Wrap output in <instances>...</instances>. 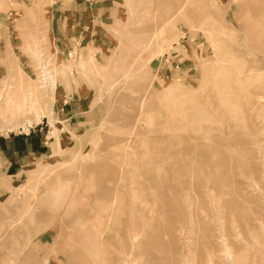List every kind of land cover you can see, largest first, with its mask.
I'll return each instance as SVG.
<instances>
[{
    "label": "rangeland",
    "instance_id": "374dc122",
    "mask_svg": "<svg viewBox=\"0 0 264 264\" xmlns=\"http://www.w3.org/2000/svg\"><path fill=\"white\" fill-rule=\"evenodd\" d=\"M50 7L0 0V134H47L0 166V264H264V0H106L67 51Z\"/></svg>",
    "mask_w": 264,
    "mask_h": 264
},
{
    "label": "crops",
    "instance_id": "0c3cea01",
    "mask_svg": "<svg viewBox=\"0 0 264 264\" xmlns=\"http://www.w3.org/2000/svg\"><path fill=\"white\" fill-rule=\"evenodd\" d=\"M14 2L21 4L25 3V0H14ZM105 2L106 0H54L56 7H50L47 10L48 34L51 35L54 45L63 51L71 50L77 34H82L80 39H83L85 33L87 35L94 30L96 24H99L98 21L103 18L106 10ZM1 18H6L7 22L9 17L0 13ZM6 28L9 31V24ZM4 45L6 41L4 40V44L1 45L0 40V49ZM0 54H2L1 51ZM58 94H60L58 99L62 101L60 108L62 121L65 122L72 113L70 110H64L63 107L69 108L68 105H72L71 100L76 93L70 86V91L65 89ZM42 129V126L38 127L37 133L33 128L27 136L0 134V166L4 168L5 164L7 169L15 170L23 157L37 153L38 151L34 149L43 146L42 142L47 136V134L45 137L42 136Z\"/></svg>",
    "mask_w": 264,
    "mask_h": 264
},
{
    "label": "bare ground",
    "instance_id": "6f19581e",
    "mask_svg": "<svg viewBox=\"0 0 264 264\" xmlns=\"http://www.w3.org/2000/svg\"><path fill=\"white\" fill-rule=\"evenodd\" d=\"M259 1H260V0H259ZM261 3H262V2H261ZM262 5H263V3H262ZM182 6H183V4H182ZM177 10H179V9H177ZM174 14H175V13H174ZM166 22H167V21H166ZM190 28H191V27H190ZM228 58H229V57H228ZM226 59H227V58H226ZM226 59H225V61H226ZM217 60H218V59H217ZM223 60H224V59H223ZM222 62H223V61H222ZM226 62H227V61H226ZM221 69H222V67H221ZM226 70H227V69H226ZM238 70L241 71L242 69H239V67H238ZM238 70H236V71H238ZM244 71H245V70H244ZM256 71H257V70H256ZM50 73H51V72H50ZM239 73H240V72H239ZM239 73H238V74H239ZM244 74H245V73H244ZM49 75H51V74H49ZM240 75H241V74H240ZM39 76H41V75H39ZM30 81H31V80H30ZM38 81H39V80H38ZM29 83H30V82H29ZM39 83H40V82H39ZM27 85H28V84H27ZM41 85H42V87H43V84H41ZM38 86H39V85H38ZM51 86H52V85H51ZM40 87H41V86H40ZM8 88H9V87H8ZM38 88H39V87H38ZM28 89H29V88H28ZM1 91H2V89H1ZM29 91H30V89H29ZM30 92H31V91H30ZM27 93H28V92H27ZM32 93H33V92H32ZM29 98H30V97H29ZM28 100H29V99H28ZM255 100H256V99H255ZM23 101H24V100H23ZM255 103H257V101H256ZM257 105H258V104H257ZM32 107H33V106H32ZM207 114H209V113H207ZM207 114H206V115H207ZM213 116H214V115H213ZM202 118H203V117H202ZM207 118H208V117H207ZM196 120H197V119H196ZM202 120H203V119H202ZM213 120H214V119H213ZM184 123H185V122H184ZM211 123H212V122H211ZM185 127H186V126H185ZM238 131H239V130H238ZM209 132H210V133L207 134V135H211V131H210V130H209ZM214 132H215V131H213V133H214ZM206 133H208V131H207ZM178 134H179V133H178ZM203 134H204V133H203ZM214 134H215V133H214ZM214 134H213V135H214ZM221 134H222V133H221ZM216 135H218V132H217L214 136H216ZM222 135H223V134H222ZM219 136H221L220 133H219ZM223 136H224V135H223ZM223 136H221V137H223ZM226 138H227V137H226ZM152 139H153V138H152ZM150 141H151V140H150ZM153 141H154V140H153ZM153 141H152V142H153ZM226 142H227V141H225L224 143H226ZM153 143H154V142H153ZM156 143H157V142H156ZM224 143H223V144H224ZM227 143H228V142H227ZM152 145H153V144H151V146H152ZM138 146H139V145H137V148H138ZM220 146H221V145H220ZM217 147H219V145H218ZM134 149H135V146H134ZM219 150H220V149H219ZM220 151H221V150H220ZM136 152H137V150H136ZM217 155H219V154H217ZM232 156H233V155H232ZM230 159H232L233 162L235 161V160H233V158H230ZM217 160H218V159H217ZM220 162H221V161H219V163H220ZM227 163H228V162H227ZM231 163H232V162H231ZM140 164H141V162H140ZM143 164H145V162H144ZM225 164H226V163H225ZM233 164H234V163H233ZM228 165H229V164H227L226 166H228ZM121 166H122V165H121ZM234 166H235V164H234ZM138 168H139V167H138ZM144 168H145V166H144ZM230 169H231V168H230ZM230 169H228V170H230ZM221 171H222V170H221ZM224 171H225V170H224ZM226 171H227V170H226ZM230 171H231V170H230ZM230 171H229V172H230ZM222 172H223V171H222ZM231 177H233V176H231ZM229 181H230V180H229ZM234 181H236V180L234 179ZM234 181H233V182H234ZM242 233H243V232H242ZM154 235H155V234H154ZM154 235H153V236H154ZM241 236H242V235H241ZM154 237H155V236H154ZM153 239H154V238H153ZM151 241H152V240H151ZM161 244H162V243H161ZM159 245H160V244H159ZM156 246H157V245H156ZM156 246H155V247H156ZM156 248H157V247H156ZM156 248H155V249H156ZM159 248H160V247H159ZM160 252H161V251H160ZM224 253H226V252H224ZM214 254H215V253H214ZM175 255H176V254H175ZM228 255H229V254H228ZM226 257H227V256H226ZM215 258L217 259V257H215ZM219 258H220V257H219ZM179 260H180V259H179ZM210 260H212V259L210 258ZM213 261H214V260H213ZM228 261L230 262L229 259H228ZM160 263H161V262H160ZM176 263H177V262H176ZM215 263H218V262L215 261ZM148 264H149V263H148ZM168 264H169V263H168ZM212 264H214V263H212ZM225 264H226V262H225Z\"/></svg>",
    "mask_w": 264,
    "mask_h": 264
},
{
    "label": "built area",
    "instance_id": "2783aa9c",
    "mask_svg": "<svg viewBox=\"0 0 264 264\" xmlns=\"http://www.w3.org/2000/svg\"><path fill=\"white\" fill-rule=\"evenodd\" d=\"M29 133V129H27V134Z\"/></svg>",
    "mask_w": 264,
    "mask_h": 264
}]
</instances>
